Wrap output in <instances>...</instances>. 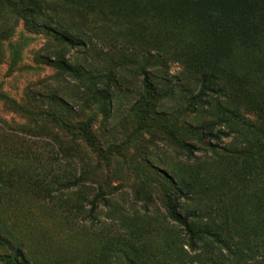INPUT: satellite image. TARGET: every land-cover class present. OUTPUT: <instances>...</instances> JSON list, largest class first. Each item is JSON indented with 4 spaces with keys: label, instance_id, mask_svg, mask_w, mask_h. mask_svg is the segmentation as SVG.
Instances as JSON below:
<instances>
[{
    "label": "rangeland",
    "instance_id": "374dc122",
    "mask_svg": "<svg viewBox=\"0 0 264 264\" xmlns=\"http://www.w3.org/2000/svg\"><path fill=\"white\" fill-rule=\"evenodd\" d=\"M217 1L0 0V264H264V60Z\"/></svg>",
    "mask_w": 264,
    "mask_h": 264
},
{
    "label": "trees",
    "instance_id": "16d2710c",
    "mask_svg": "<svg viewBox=\"0 0 264 264\" xmlns=\"http://www.w3.org/2000/svg\"><path fill=\"white\" fill-rule=\"evenodd\" d=\"M207 1V0H202ZM207 21L219 25L228 35L235 49H243L253 52L258 56L260 66L264 63V0H218L205 7ZM263 61V63H262ZM255 70L251 73L254 74ZM212 81L211 76L207 78ZM206 90H211L206 82H203L198 97L206 96ZM171 217L185 228L193 239L194 231L186 216L176 211L171 212ZM7 264H17L16 260L3 256Z\"/></svg>",
    "mask_w": 264,
    "mask_h": 264
}]
</instances>
